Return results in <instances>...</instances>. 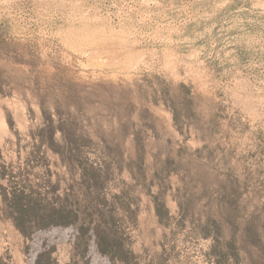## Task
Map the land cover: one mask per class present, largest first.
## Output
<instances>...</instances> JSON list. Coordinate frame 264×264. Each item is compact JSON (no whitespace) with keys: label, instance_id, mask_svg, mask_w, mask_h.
<instances>
[{"label":"rangeland","instance_id":"obj_1","mask_svg":"<svg viewBox=\"0 0 264 264\" xmlns=\"http://www.w3.org/2000/svg\"><path fill=\"white\" fill-rule=\"evenodd\" d=\"M0 18V264H264V0Z\"/></svg>","mask_w":264,"mask_h":264},{"label":"trees","instance_id":"obj_2","mask_svg":"<svg viewBox=\"0 0 264 264\" xmlns=\"http://www.w3.org/2000/svg\"><path fill=\"white\" fill-rule=\"evenodd\" d=\"M10 22L11 21L7 18H0V33L4 34V35H8V37L14 38V37H16V35L13 32V25ZM184 94L189 95V92L186 91ZM156 211H157V209H156ZM62 224H64V223H62ZM232 245H233V242L231 240L226 242L227 251L231 252V254L234 258H237L238 255L236 253H234V251L232 250L233 249ZM223 257H224V253H222V254L220 253L219 259H218V264H224Z\"/></svg>","mask_w":264,"mask_h":264}]
</instances>
